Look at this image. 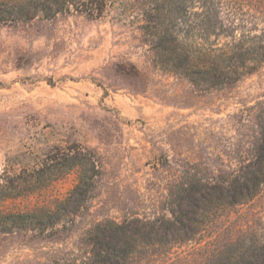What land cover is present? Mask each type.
I'll list each match as a JSON object with an SVG mask.
<instances>
[{
  "label": "rangeland",
  "instance_id": "rangeland-1",
  "mask_svg": "<svg viewBox=\"0 0 264 264\" xmlns=\"http://www.w3.org/2000/svg\"><path fill=\"white\" fill-rule=\"evenodd\" d=\"M104 257L264 264V0L0 20V264Z\"/></svg>",
  "mask_w": 264,
  "mask_h": 264
},
{
  "label": "trees",
  "instance_id": "trees-1",
  "mask_svg": "<svg viewBox=\"0 0 264 264\" xmlns=\"http://www.w3.org/2000/svg\"><path fill=\"white\" fill-rule=\"evenodd\" d=\"M107 0H0V20L17 21L35 17L39 11L48 15H53L62 10H71L87 12L92 16L100 15ZM225 52L218 54L220 57L225 56ZM216 57L215 53L212 54ZM218 63V62H217ZM96 264L112 263L109 257L97 259ZM93 263V264H95Z\"/></svg>",
  "mask_w": 264,
  "mask_h": 264
}]
</instances>
